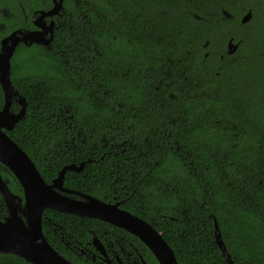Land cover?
Returning <instances> with one entry per match:
<instances>
[{
  "label": "trees",
  "instance_id": "1",
  "mask_svg": "<svg viewBox=\"0 0 264 264\" xmlns=\"http://www.w3.org/2000/svg\"><path fill=\"white\" fill-rule=\"evenodd\" d=\"M20 2L26 10L50 5ZM18 3L0 0V10L16 15L0 13V39L28 25ZM64 7L73 11L72 31L55 33L53 51L19 44L11 59L27 108L9 137L48 183L65 164L104 154L87 172H67L64 186L100 197L101 167L119 171L117 187L135 190L136 210L127 209L162 232L178 264H225L214 220L233 264H264V0H67ZM229 40L238 44L231 55ZM0 174L20 193L2 165ZM44 216L77 239L85 234L70 215ZM43 233L78 261L46 224ZM0 264L30 263L0 254Z\"/></svg>",
  "mask_w": 264,
  "mask_h": 264
},
{
  "label": "water",
  "instance_id": "2",
  "mask_svg": "<svg viewBox=\"0 0 264 264\" xmlns=\"http://www.w3.org/2000/svg\"><path fill=\"white\" fill-rule=\"evenodd\" d=\"M60 7L59 0L50 10L41 11L33 22L35 30L17 29L0 41V88L3 94L0 107V165L13 174L23 192V197L12 193L0 174V194L7 210V216L0 221V253L16 255L31 264H72L52 248L43 234L42 214L45 210H51L107 222L134 235L148 248L158 264H178L172 248L150 224L119 210L117 205L111 206L90 195L64 187L66 173L82 171L84 163L63 166L51 183H47L29 156L8 135L24 120L27 107L26 99L12 83L11 59L19 44L49 49L54 37V24L46 26L42 20L47 15L57 14ZM251 17V11L247 12L242 16L241 24L248 23ZM237 48L238 44L229 40L227 54H233ZM13 104L18 107L17 111H12ZM214 236L225 261L232 264L216 222ZM98 249L101 250V246Z\"/></svg>",
  "mask_w": 264,
  "mask_h": 264
},
{
  "label": "flooded vegetation",
  "instance_id": "3",
  "mask_svg": "<svg viewBox=\"0 0 264 264\" xmlns=\"http://www.w3.org/2000/svg\"><path fill=\"white\" fill-rule=\"evenodd\" d=\"M18 1H19V3H18L19 9L18 10L20 13L19 15L22 17V21L28 25L17 27L15 29H13L11 32H13L14 30H17V29L35 30L36 26H34L33 22L36 18L39 17L41 11H48L54 6L55 2L56 3L59 2V0H49L50 5L48 7H46L45 9L29 8L26 10V9H24L22 2H20L21 0H18ZM60 1H61V7H60L58 13L54 14V15H47L42 20L46 26H48L50 23L54 24L53 31H52L54 36H55V33L60 31V30H63V32H71L72 31L71 24L69 23V21H67V19H70L73 17V11L67 12L65 10L64 3L67 0H60ZM73 8H74V10H76V8L74 6H73ZM249 11H251V10H249ZM249 11H247V12H249ZM0 13H2L5 17H10V18L16 16L8 8H6L5 11L0 10ZM222 14L226 18H230V17H227V13L225 11H223ZM245 14H243V15H245ZM80 15L82 16V13H80ZM242 16H241V18H242ZM241 18H240V21H241ZM13 24L15 25V22ZM5 30H6V25L3 22H0V32H4ZM3 35L4 34H2L1 39L4 38L5 36H7L8 34L4 35V36ZM1 39H0V41H1ZM53 41H54V37H53L52 42L49 45V49H47L48 51H53ZM226 49H227V45H226ZM225 53L227 54V51H225ZM13 106H16V105L15 104L12 105V108H11L12 111H17L18 107L16 106V108H14ZM10 132H8V133H10ZM101 142H102V147L105 148V143H104L105 140L102 139ZM103 156H104V154L99 156L97 159L87 158L86 161L82 162L85 164L82 171L85 170L87 172L89 166L95 162L102 164ZM68 164H70V163H68ZM65 165H67V164H65ZM80 172H73V173H80ZM101 172L106 178L103 177L102 179H100L101 180L100 184L102 185V187L99 188V190L97 191V193L101 194L100 197L94 196L93 194H91L89 192H80V191H77V192H80L81 194H85V195H90V196H92V197H94V198H96V199H98V200H100L106 204H109L111 206L117 205V208L119 210L128 212L134 216H137L138 218L142 219L143 221L147 222L145 219H143L142 215L136 213L135 211L130 212L127 209V206L130 204H134V209H135L136 200L131 198L134 195V191H135L133 189L132 185H130L128 188H127L126 184H124L123 186L117 187V186H119V184H118V180L120 178V176H119L120 172L119 171H116V170L111 169V168L108 169V171H107L102 166ZM1 176L4 180H6L7 185L9 187L10 185H9L8 179L5 178L2 174H1ZM13 178H14V176H13ZM16 183L19 187L20 193H15L14 191L11 190L10 187H9V189L15 195H17L19 197H23L22 189H21V187L17 181H16ZM95 185H97V183ZM64 187H66V186H64ZM66 188H68V187H66ZM72 198L80 199L78 196H75V197L73 196ZM46 211H51V210H45L42 214V231H43V225L46 224L49 227V230L52 232L54 239L56 241H59V243L63 249L70 251L74 256H76L78 258V261H74L70 257L64 255L63 252H61L52 243H50L48 241L47 237L45 235L44 236L46 237L48 243L52 246V248H54V250L57 253H59L62 257H64L66 260H68L72 264H150L149 263L150 259L147 256V252L145 251V248H147V247L140 240H138L134 235L130 234L129 232H127L123 229H120L118 227H115L114 225H111V224L104 222L102 220L70 215L71 217L74 218V219H70V222H72V223L77 222L74 229L76 231L80 232L81 235H83V231L85 232V234L83 235V237L81 239H77L74 236H72L70 231L64 232L63 226L58 224L54 219L48 218L47 223H46V221L43 220V218H45L44 214ZM53 212H55V211H53ZM57 213H59V212H57ZM61 214H65V213H61ZM66 215H69V214H66ZM6 216H7L6 204L3 202L2 196L0 194V221H3ZM77 219H80V220H77ZM214 222H215V220H214ZM148 224H150V223H148ZM150 225L156 230V228L152 224H150ZM158 232H160V231H158ZM160 233L162 234V232H160ZM162 237H163V235H162ZM213 243H214V246L218 249L219 253L222 256V253L220 252L218 246L215 243L214 230H213ZM223 243H224V241H223ZM99 246H101V248H102L101 250L98 249ZM225 248H226V246H225ZM0 254H4V253H0ZM4 255L16 256L13 254H4ZM16 257H18V256H16ZM230 257H231V255H230ZM222 258L224 260V263L228 264L225 261L223 256H222ZM232 264H233V261H232Z\"/></svg>",
  "mask_w": 264,
  "mask_h": 264
}]
</instances>
